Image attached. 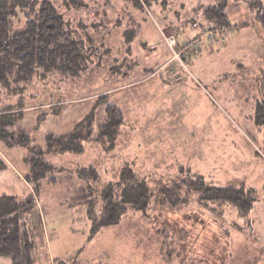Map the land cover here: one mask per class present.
<instances>
[{
    "label": "rangeland",
    "instance_id": "rangeland-1",
    "mask_svg": "<svg viewBox=\"0 0 264 264\" xmlns=\"http://www.w3.org/2000/svg\"><path fill=\"white\" fill-rule=\"evenodd\" d=\"M55 1L74 28L85 22L110 51L80 75L37 77L22 99L0 94V110L24 103L21 117L10 120L31 136V147L0 140L6 163L0 195L28 207L23 224L35 242L34 264H264V122L256 114L264 101V0H153L142 11L128 0H102L100 18L92 9H70L71 0ZM210 5L225 7L231 28L203 40L186 72L178 57L186 41L199 28L220 31L203 14ZM98 21L101 27L92 30ZM136 28V43L125 48L123 38L131 40ZM170 35L177 45H169ZM111 104L123 111L124 123L115 140L103 143L97 136ZM90 126L80 151H47L48 134H87ZM32 146L47 151L57 167L53 175L30 173ZM129 162L153 182L175 177L180 165L218 183L255 188L258 198L245 218L212 202L173 205L156 198L147 210H130L92 232L85 208L69 205V188L76 186L70 176L98 196L107 181L103 169L114 175ZM83 168H94L96 177H80ZM0 264L13 263L0 256Z\"/></svg>",
    "mask_w": 264,
    "mask_h": 264
},
{
    "label": "trees",
    "instance_id": "trees-1",
    "mask_svg": "<svg viewBox=\"0 0 264 264\" xmlns=\"http://www.w3.org/2000/svg\"><path fill=\"white\" fill-rule=\"evenodd\" d=\"M101 1L71 0L70 9L76 8L88 14L92 9L95 13L94 17L98 15L100 18L105 14L104 9L98 10ZM128 1L140 11L143 10L144 5L151 7L153 3V0ZM144 10L146 12L147 8ZM203 14L213 29L220 30L219 35L220 33L224 35L225 29L231 28L232 21L223 5H210L204 9ZM83 19L86 18L83 17ZM84 24L85 22L79 21L77 25L80 29L74 28L67 13L56 5L55 0H0V94L4 93V96H7L6 99L14 96L22 99L26 96L27 88L37 77L45 78L52 72L74 77L89 70L90 66L95 64V58L103 63L110 49L105 48L102 36L98 39L87 30ZM197 25L201 26L203 23ZM99 27H101L100 21L93 22L92 30H98ZM136 31L137 28L131 40L126 41L123 38L125 48L131 43H136L135 37L139 35ZM203 33H205L204 30L202 35L200 31H197L188 40L202 36V42H204L208 36L203 38ZM138 42L140 43V40ZM145 43L140 45L143 51ZM200 50L201 47H199V53ZM199 53L197 58L200 56ZM184 59L190 63L195 57H184ZM129 61L130 59L126 58L122 63L127 65ZM98 103L104 104L105 101ZM14 106L7 105L0 110V140L7 145L17 144L18 141L21 145L31 147V136L24 129H13V121L10 120L12 117L14 120L21 117L22 110L25 108L24 103ZM106 110L109 119L102 125L99 137L97 136L98 141L103 140V143L115 140L125 118L123 111L115 105L106 107ZM256 114L258 122H264V101L256 105ZM92 132V126H90L87 134L84 132L60 135L50 133L46 136L47 151L78 152L83 146V141L90 138ZM37 148L39 147L32 146L34 158L27 162L30 173H37L40 178L53 175L52 172L57 167L46 159L47 151H38ZM4 167L6 163L0 158V169ZM103 171L107 181L98 196L93 189L88 192L83 184L77 185L70 176L72 185L76 186L69 188L72 191V196L68 200L69 205L85 208L86 215L92 222V232L104 226L117 224L130 210H147L149 204L156 198L159 202H169L173 205L181 201L189 202L191 199L202 203L212 202L223 208L225 206L232 208L241 218L250 214L258 198L255 188L245 184L218 183L203 173L200 174L194 169L187 170L180 165L175 177H166L160 182H153L149 174L133 167L131 162L125 163L114 175L105 169ZM79 172L82 178L97 175L94 168H83ZM172 172L175 171L172 170ZM68 179L65 178V180ZM51 181L57 182L54 179ZM82 196L85 198L84 204ZM18 199L16 196L0 195V256L10 258L13 264H34L35 242L33 238H30V233L25 230L23 224L28 207L26 204L21 205ZM98 203L100 210L96 209ZM230 224L235 225V222Z\"/></svg>",
    "mask_w": 264,
    "mask_h": 264
},
{
    "label": "built area",
    "instance_id": "built-area-1",
    "mask_svg": "<svg viewBox=\"0 0 264 264\" xmlns=\"http://www.w3.org/2000/svg\"><path fill=\"white\" fill-rule=\"evenodd\" d=\"M203 35H204L203 38H205V36H208V38H210V40H214L219 36V34L217 32H213V31H208L207 33H203ZM166 39H167L170 46L177 45V42H176L177 38L176 37L170 35V36H166ZM201 42H202V36L201 37L198 36L196 38H193L190 41L188 40L184 44L183 48H181V50L178 52V57L182 59V63H183L182 68L184 71L188 72L189 71L188 68L190 67L188 60L184 59V57L185 58H189V57L194 58L195 56H197ZM182 55L184 56L183 58H182Z\"/></svg>",
    "mask_w": 264,
    "mask_h": 264
},
{
    "label": "crops",
    "instance_id": "crops-1",
    "mask_svg": "<svg viewBox=\"0 0 264 264\" xmlns=\"http://www.w3.org/2000/svg\"><path fill=\"white\" fill-rule=\"evenodd\" d=\"M199 29H200V28H199ZM199 29H198L197 31H198V32L200 31V33H201L202 31H201V30H199ZM200 47H202V46L200 45Z\"/></svg>",
    "mask_w": 264,
    "mask_h": 264
}]
</instances>
